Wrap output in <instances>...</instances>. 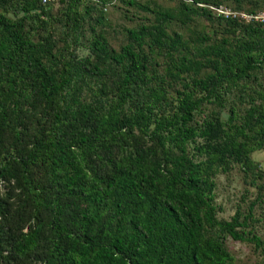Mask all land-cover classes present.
Returning a JSON list of instances; mask_svg holds the SVG:
<instances>
[{"label": "trees", "instance_id": "obj_1", "mask_svg": "<svg viewBox=\"0 0 264 264\" xmlns=\"http://www.w3.org/2000/svg\"><path fill=\"white\" fill-rule=\"evenodd\" d=\"M53 1L63 4L72 36L82 19L79 3H87L85 14L98 9V23L114 0H0V181L10 182L0 194V264H233L224 236L264 256V240L245 230L259 200L228 220L216 218L212 203L213 176L232 164L251 185L264 176L250 158L264 145V79L255 76L264 68V18L251 9L246 22L217 15L226 38L196 47L198 60L188 53L169 60L172 99L162 77L148 71L152 50L171 59L180 49V36H168L161 25L168 12H157L153 27L126 29L117 52L90 27L94 60L68 58L57 66L51 42L33 41L26 29V20L40 19ZM191 2L210 16L203 3L212 1ZM105 59L115 65L113 77L94 91L92 103L81 102L83 80L108 76ZM233 90L246 108L237 115L229 107L221 122L219 108ZM209 103L218 109L192 123ZM24 112L40 119L32 140L21 150L4 149V131L16 135ZM144 139L150 147L141 149ZM195 139L201 142L190 155L187 144ZM37 166L46 167L44 183L29 177ZM30 217L23 232L19 226Z\"/></svg>", "mask_w": 264, "mask_h": 264}, {"label": "rangeland", "instance_id": "obj_2", "mask_svg": "<svg viewBox=\"0 0 264 264\" xmlns=\"http://www.w3.org/2000/svg\"><path fill=\"white\" fill-rule=\"evenodd\" d=\"M135 1L140 4L147 3L149 8L147 10H140L137 7L127 6L118 0H114L109 5L102 7V18L98 23L94 20L98 14V9L95 8L89 11L88 14H85L84 8H86L87 3H79L75 8V12L78 16H82V19L78 22L77 31L72 36L70 35L71 24L66 21L63 14V4L59 1H53L41 10L42 16L40 19L33 20L34 17H32L26 20V29L29 31L30 38L33 41L41 40L44 42L45 39H48L51 42L53 54L56 56L52 60H55L57 66H60L68 58L94 60L95 54L89 51L92 37L89 30L90 27H93L96 32L98 30L102 32L106 44L105 47L108 51L117 52L119 47L126 42V29L135 28L139 25L153 27L159 22V17L156 15L157 12L166 11L170 17L161 24L162 28L170 37L175 34L180 36V49L178 52L172 53L171 59L166 56L164 50H161L162 52L152 50L148 71H155L162 77L167 92L170 98L173 99L175 89L166 72L169 60L174 61L177 56L186 53L189 54L191 59L198 60L199 58L195 53L196 47L207 45L212 41H218L224 37L226 38V32L222 31L225 27V21L217 20V15H221L223 18L237 17L245 22L248 17L247 15H249L247 12L249 9H251L253 15H264V0H210L214 5L203 3V7L210 11V16L208 17L202 15L201 11L194 9L196 5L191 0ZM184 5H188L189 10L185 9ZM1 7L2 5H0V9ZM18 16L19 14H7V17L10 18ZM2 21L0 19V24ZM202 36H205L206 40H202ZM143 49L148 51L145 44ZM102 65L109 68L108 76L92 77L83 80L78 89L81 102L92 103L95 99L94 91L101 85H105L113 77L112 73L116 71L115 65L109 59H105ZM255 76L259 81H262L264 79V68L257 70ZM249 83L250 85L256 84L255 81ZM239 95L236 90L225 94L223 106L219 108L221 122H224L229 107H233L237 115H241L243 109L246 108L245 104L238 102ZM217 109L218 107L214 103L205 104L200 112L193 115L192 123H198L203 117L211 116ZM18 120L17 130L14 129L16 135L11 131L12 128L3 133L2 144L4 149L14 151L15 149L21 150L24 148L32 140L40 119L38 115H30L24 112ZM200 142V139H195L193 142L187 144L190 155L194 154L193 146ZM139 145L141 149H146L150 147V142L144 139ZM117 153L118 150L114 146V157ZM250 158L264 171V145L261 150L254 151L250 155ZM93 165L98 171L104 169L100 166L101 162L98 160ZM29 177L34 182L44 183L47 179L46 167L37 166L31 169ZM212 179L214 182L212 203L216 210V218L228 220L237 209L241 213H245L248 203L257 198L259 201L255 204L252 211V223L245 230H250L253 234L264 240V176L254 179V184L251 185L248 182V178L243 177L242 168L238 164H232L228 172H217ZM9 185L10 182L0 181V194L2 196L7 193ZM257 186H261V189H258ZM15 192L14 190L13 193ZM32 222L33 219L30 217L29 222L19 227L24 232ZM222 243L232 256L233 264H257L261 261L264 262V256L258 250H254L250 243L233 241L227 236L222 238Z\"/></svg>", "mask_w": 264, "mask_h": 264}, {"label": "built area", "instance_id": "obj_3", "mask_svg": "<svg viewBox=\"0 0 264 264\" xmlns=\"http://www.w3.org/2000/svg\"><path fill=\"white\" fill-rule=\"evenodd\" d=\"M48 1H49V0H41L42 3H46V2H48ZM254 17H256V18H257V17H260V18L263 19V18H264V15H257V16H254Z\"/></svg>", "mask_w": 264, "mask_h": 264}]
</instances>
